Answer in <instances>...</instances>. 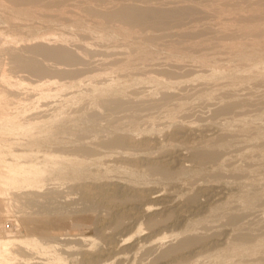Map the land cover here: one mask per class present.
Listing matches in <instances>:
<instances>
[{
	"label": "rangeland",
	"instance_id": "374dc122",
	"mask_svg": "<svg viewBox=\"0 0 264 264\" xmlns=\"http://www.w3.org/2000/svg\"><path fill=\"white\" fill-rule=\"evenodd\" d=\"M2 1L0 0V186L3 190L7 211L4 208L0 209L1 225L3 230H6L3 231L4 234L1 232L2 236L0 237V264H237V262L245 261L249 251L248 246L231 241L237 235V227L228 221L227 216L249 209L252 201L250 199L243 200L244 191L253 188L259 190L262 188L264 191V158L262 157L264 151L262 154H258L252 147L248 148V151L243 149L237 152L232 149L230 150L231 154L223 155L220 165L215 166L212 163H207L204 166H199L191 158V149L195 146L201 148L206 143L205 141L218 138L228 126L234 129L238 137L248 128L249 123H255L256 126L259 125L258 127L264 129V110L261 107L255 106L256 108L248 109V111L247 109L236 110L233 114L217 113L216 108L219 100L212 99L214 90L210 84L212 80H217V82L223 80V82L219 81L223 84L227 82L226 78L228 77L250 76L256 71L255 69L259 70L264 66V57L243 53L245 48L249 47L250 42L254 43V40L251 41L252 37L241 36L243 30L239 27L232 28V26L223 27L221 25L224 22L233 24L235 16L241 12L246 11L247 15L255 14L256 10L251 7L250 2L245 1L244 10L235 11L221 0L184 1L188 4L201 2L202 5L209 7L204 10V15L208 11V16L199 15L194 21L187 19L181 23L183 26L171 27L168 30L135 32L134 29L124 28L116 19L102 22L88 16L89 14L84 9L90 1L93 2L90 5L95 10L108 12L110 8H114L119 3L140 6L154 5L159 8L162 5L152 4L149 1L168 3L179 0H165L166 2L164 0H139L145 1V3H135L132 0H94L95 2L93 0H52L53 2L38 0L34 2V0L29 11L28 9L24 11L23 8L20 9L18 5L13 4L8 7ZM146 2L149 3L146 4ZM82 7L84 9H81ZM61 8L67 13L60 15ZM30 9L37 16L35 14L34 18L29 17ZM210 9L213 12H209ZM223 9L226 11L224 12ZM15 10H18L16 11L18 13ZM19 14L22 16L20 17ZM254 22L246 21L245 23L254 25L257 22L255 24L257 25L263 24L264 20ZM258 28H261L260 30H263L264 33V25H259ZM192 29H194L195 35L193 34V38L191 36L186 44L185 41H182L183 43L176 41L175 33ZM199 29L200 31H198ZM61 34H66L68 37L76 35L80 40L83 38L82 42L90 44L92 48L93 63L81 71L78 80H72L70 77L59 79L60 77H56V75L45 76L42 79V77L16 69L11 56L22 51L20 49L27 43H33L35 40L45 37V41L59 43L56 40ZM104 38L108 40H100ZM234 38H237L236 42L233 41ZM125 43L135 44L155 53L154 57L162 60V63L159 61V67L164 63L160 68H167L173 64L168 60L169 56L192 59L193 55V59L182 64L187 68L186 72L184 68V72L179 73L183 77L177 76L179 75L177 74L174 76V81H172L173 78L163 79L160 72L155 73L156 69H153L150 72L151 75L148 76L133 72H125L122 75L124 71L115 72L113 70H108L105 74H98L97 71L106 68L102 64L104 63L102 59L107 58H105V54L120 48L126 49ZM199 43L201 44L199 48L191 49V46H198ZM231 45L237 46L243 52L239 56L232 55L229 50ZM115 46L118 49H114ZM94 50L100 52L95 53ZM183 51L186 52V55L182 53ZM97 53L98 56H95ZM165 65L168 66L165 67ZM90 71L94 73L92 74ZM215 77L216 79H214ZM233 88L240 96L245 97L252 86L245 88L238 85ZM136 89H138L137 92L148 95L142 99L149 103L159 102L160 98L162 100L163 91L172 97L184 96L187 99L186 110L185 108L181 110L184 111L182 112L184 115L179 111L174 119L161 116L160 119L145 123L137 129L131 128L128 121L121 122L117 127L116 123L110 125L107 121L114 119L113 113L110 111L89 119L84 117V114L89 115L96 112L97 109V111L99 109L102 111L101 106L98 105L103 101L111 103L120 96L124 97L123 99L133 98L136 95ZM29 93H31L30 96ZM26 94L32 99H27ZM255 110L258 112L256 113ZM235 113L237 117L234 115ZM200 114L201 116H199ZM184 118L185 120H183ZM176 119L178 121H175ZM245 121L249 123H245ZM113 125L116 128H113ZM100 127L104 129L108 127L107 134L111 130L125 136L127 145L122 148H114V150L111 147V149L102 148V151H97L93 157L92 155L86 156L87 159L91 158L96 161L89 162L88 165L86 163L72 165L59 163L46 153L60 147L57 145V138L65 133L92 131V134L88 133L89 136L87 134L84 140L96 142L99 140V136L93 133ZM101 133L105 134L106 132L103 130ZM69 146L70 144H64V147ZM64 153L75 156V152L71 149ZM245 153L252 154V159ZM225 159L227 162L224 163ZM156 165L166 171L171 172L172 170L169 178L168 176L164 177L165 174L160 172L152 173L150 168ZM183 167L187 170H181ZM30 179H37L39 183L50 185L49 188L46 186L38 189L39 196H34L32 201L26 194L29 188L17 190L19 186ZM14 183L16 187L13 186ZM51 187L58 193L56 191L57 194L52 199L43 197L44 191L52 189ZM195 194L197 201L191 202L190 197ZM227 207H229V211H227ZM263 208L259 207L255 209L256 211L253 210L250 216L244 218L245 222H243L248 227H253L260 219L264 220ZM64 214L67 215V218L61 221ZM76 216L80 221L77 218L74 219ZM255 217H259L257 218L259 220ZM43 223H58L59 228L56 225L57 229L52 228L53 233L50 238L41 239L37 236L38 234L32 232V227H42ZM207 227L209 228L207 238L196 242V245L172 252L165 257L162 256V251L169 244L176 243L179 241L178 239L188 236L195 229ZM5 239L11 240L8 241L9 244H5L7 245L5 248H2ZM76 241L78 242L74 243ZM259 245L252 246L259 248L262 244ZM15 250L16 254L19 253L17 256L14 254ZM243 250L244 252H242ZM23 252L25 256L22 254ZM20 254L23 256L21 257ZM259 264H264V259Z\"/></svg>",
	"mask_w": 264,
	"mask_h": 264
},
{
	"label": "bare ground",
	"instance_id": "6f19581e",
	"mask_svg": "<svg viewBox=\"0 0 264 264\" xmlns=\"http://www.w3.org/2000/svg\"><path fill=\"white\" fill-rule=\"evenodd\" d=\"M34 0H3L2 2H4L6 5H8V7H11V4L13 5H18V8L20 7L24 9V11L26 9H28L30 6L33 4ZM38 0H35L34 2H37ZM41 1V0H40ZM52 1V0H51ZM50 1V2H51ZM94 1V0H93ZM100 1V0H99ZM102 1V0H101ZM118 1V0H117ZM116 1V2H117ZM120 1V0H119ZM133 2L137 3V2H144L145 1H139V0H132ZM184 1H192V0H179V1H172V2H168V3H163V1H149L150 3H158L160 5H162L161 7H155L154 5H150V6H140L137 4L131 5L130 4H121L119 3L118 5H116L114 8H110V11L108 12H99L97 11V9L95 10L90 1L89 4H87L86 8L84 9L83 7L81 9H84L86 13H88V16H92L96 19H99L100 21H107L109 22L110 19H116V21H119V23H121L123 25L124 28H128L130 29H134L137 31H145V30H150V31H154V32H158L160 30H168L171 27H181L183 26V24L187 19H194L201 15V16H208V11L207 13H205L204 15V10L208 9L209 7L202 5L201 2L200 3H185ZM210 1V0H209ZM224 1L226 5H229L230 8H233L235 11L239 9V11H241L245 6V1L250 2L251 7L253 9L256 10V13L250 15V14H246L245 12H241L238 13L237 16H235V20H229L234 22L233 24H225V22L223 24H221L223 27L226 26H232L237 28L239 27L240 29L243 30L242 35L244 37L250 38L252 37L251 41L254 40L253 44H251L252 42H250L249 47H246L244 52L239 50L237 46H230V52L231 54H235L234 56H239L242 52L243 53H250L254 54V55H259L264 57V33L263 30H260L261 28H258L259 25H264V23L262 24H257L255 25L257 22L256 21H261L264 20V0H221ZM42 2V1H41ZM45 2V1H44ZM53 2V1H52ZM88 2V1H86ZM85 2V3H86ZM95 2V1H94ZM132 2V3H133ZM149 2H146L149 3ZM164 2H166L164 0ZM10 3V4H9ZM75 3V2H74ZM41 4V3H40ZM55 4V3H54ZM247 4V3H246ZM248 4V5H250ZM82 5V4H81ZM96 5V3H95ZM94 5V7H95ZM109 5V4H108ZM60 6V5H58ZM107 7V5H105ZM52 7V6H51ZM81 7V6H80ZM16 8V9H18ZM64 8V7H63ZM63 8H61L60 15L61 13L64 15V13H67ZM109 8V7H108ZM248 9H250L249 7H247ZM19 9V10H20ZM52 9V8H51ZM232 9V10H233ZM245 9V8H244ZM243 9V10H244ZM59 10V9H58ZM57 10V11H58ZM219 10V9H218ZM224 10V9H223ZM230 10V9H229ZM13 11V10H12ZM18 10H15V12ZM27 11V12H28ZM103 11V10H102ZM213 12V10L210 9L209 12ZM216 11V10H215ZM220 11H222V8H220ZM226 10H224L225 12ZM250 11V10H248ZM20 12V11H19ZM24 12V13H27ZM229 12V11H228ZM231 12V11H230ZM14 13V12H13ZM18 13V12H16ZM29 17H33L35 16V12L33 10L30 9V12H28ZM27 14V15H28ZM18 15V14H16ZM69 15V14H68ZM232 15V14H231ZM13 16V15H12ZM20 16V14H19ZM22 16V15H21ZM20 16V17H21ZM37 16V14H36ZM234 16V15H233ZM17 17V16H15ZM218 17V16H217ZM18 18V17H17ZM24 18V17H23ZM59 18V17H58ZM205 18V17H203ZM26 19V18H25ZM29 19V18H28ZM57 20V19H56ZM111 21V20H110ZM114 21V20H113ZM112 21V22H113ZM246 21L255 24L251 25L249 23H245ZM252 21V22H251ZM190 22V21H189ZM245 23V24H244ZM260 23V22H258ZM257 26V27H255ZM173 28V29H174ZM184 28V27H183ZM199 28V27H198ZM197 28V29H198ZM207 28V27H206ZM179 29V28H178ZM196 31V28H194ZM194 29L192 30H188V31H184V32H178L175 33L176 37V41H185V44L187 41H189L188 39H190V37L195 33ZM239 29V30H240ZM246 29V31H245ZM231 30V29H230ZM237 30V29H236ZM149 31V32H150ZM200 31V29L198 30ZM197 31V32H198ZM238 31V30H237ZM236 31V32H237ZM147 32V31H146ZM235 32V31H233ZM239 32V31H238ZM174 34V33H173ZM172 34V36H173ZM195 35V34H194ZM237 35V34H236ZM152 36V35H151ZM166 37V35H164ZM229 36V34H228ZM227 36V37H228ZM233 37L235 36L234 34L232 35ZM116 37V35H115ZM162 37V36H161ZM230 37V36H229ZM243 37V38H244ZM46 38V37H45ZM37 39L35 40L33 43H27L25 47L21 48L19 53L14 54L11 56V60L12 63L15 64L16 69L18 70H22L25 72H28L34 76L37 77H42L45 78V76H49V75H56V77H60L61 78H65V77H70L72 80L79 78L78 76L81 75V71L87 69L88 67L91 66L92 62V58H94L92 55V48L90 46V44L82 42V40H80L79 38H77V36H66V34H61L60 37L56 40L59 41V43H50L48 41H45L44 39ZM56 38V37H55ZM108 38V37H107ZM125 38V37H124ZM152 38V37H149ZM164 38V37H162ZM167 38V37H166ZM193 38V36H192ZM239 38V37H238ZM110 39V38H109ZM157 39V38H156ZM159 39V38H158ZM165 39V38H164ZM234 38L233 41H235ZM246 39V38H244ZM54 40V39H53ZM102 41H107L105 38L104 39H100ZM115 40V39H114ZM129 40V39H128ZM138 40V39H137ZM49 41H51L49 39ZM98 41V40H97ZM93 42V41H92ZM95 42V41H94ZM236 42V41H235ZM245 42V41H244ZM100 43V42H99ZM105 43V42H104ZM178 43V42H177ZM183 43V42H182ZM195 43V42H194ZM234 43V42H233ZM106 44V43H105ZM120 44V43H119ZM118 44V45H119ZM126 44V43H125ZM180 44V42L178 43ZM200 44V43H199ZM237 44V43H236ZM93 45V44H92ZM96 45V44H95ZM101 45V44H100ZM196 45V44H195ZM238 45V44H237ZM201 46H191V49H197ZM22 47V46H21ZM95 47V46H94ZM93 47V48H94ZM100 47V46H98ZM144 47V46H142ZM108 48V47H107ZM112 48V47H109ZM118 49V47L115 46L114 49ZM124 48V47H123ZM241 48V47H240ZM13 49V48H12ZM18 49V48H17ZM102 49V48H101ZM152 49V48H151ZM227 49V48H226ZM100 50V49H99ZM16 51V50H15ZM92 51V52H91ZM186 51V50H185ZM183 51L182 53L186 52ZM94 52H100V51H95ZM190 52V51H189ZM229 52V53H230ZM11 53V52H9ZM15 53V52H14ZM226 53V52H225ZM224 53V54H225ZM13 54V53H12ZM101 55V53H99ZM153 52H150L148 50H145L139 46H136L135 44L131 45L130 44H126V49H118V50H112L110 53L105 54V58L106 59H102L104 60V63H102L103 65L106 66L105 70L102 71H97L98 74H105L107 73L108 70H113V71H121L123 72L122 75H124L125 72H133V73H140V74H146V76L151 75V71L153 69H156L154 71H156L155 73H161L163 76V79L169 80L171 78H173L172 81H174V76H176L177 74L184 72V68L185 66H183L182 64H185L187 61L192 60L193 59V55H192V59H190L189 57H170L169 56V61L173 62V64L170 67L167 68H160L161 66L163 67V64L159 67V59L154 57ZM189 54V53H188ZM190 55V54H189ZM222 55V54H221ZM231 55V56H232ZM95 56H98V53L95 54ZM102 56H104L102 54ZM246 56V54H245ZM98 58V57H96ZM95 58V59H96ZM104 58V57H103ZM196 59V57H194ZM259 58V57H258ZM261 58V57H260ZM197 60V59H196ZM97 61V60H96ZM95 61V62H96ZM162 61V60H161ZM160 61V62H161ZM166 62V60H164ZM168 61V62H169ZM203 62V61H202ZM205 62V61H204ZM11 63V62H10ZM97 63V62H96ZM100 63V62H99ZM162 63V62H161ZM191 63V62H190ZM201 63V62H200ZM101 64V63H100ZM99 64V65H100ZM205 64V63H204ZM95 65V64H94ZM98 65V64H96ZM102 65V67H103ZM197 65V64H196ZM262 65V64H261ZM168 65H165V67ZM188 66V65H187ZM194 66V65H193ZM263 66V65H262ZM261 66V67H262ZM95 67V66H94ZM151 67V68H150ZM195 67V66H194ZM198 67V65H197ZM259 67V66H258ZM257 67V68H258ZM193 68V67H192ZM15 69V70H16ZM94 69V68H93ZM97 69V68H96ZM101 69V68H100ZM104 69V67H103ZM185 68V72H186ZM189 69V67H188ZM197 70V69H196ZM201 70V69H200ZM256 71H254V73L250 76L246 75V77H228L227 82L226 83H219V81L223 82V80H212L210 81V84L214 90L213 93V98L216 100L218 99L219 101L217 103L218 106L216 108V112L217 113H232L235 112L236 110H246L248 111V109H252L255 106L261 107L264 110V66L263 68H259V70L255 69ZM89 71V70H87ZM193 71V69H192ZM202 71V70H201ZM86 72V71H85ZM91 72V71H90ZM96 72V71H95ZM208 72V71H207ZM14 73V72H13ZM20 73V72H19ZM83 73V72H82ZM92 74L94 72H91ZM90 73V74H91ZM199 73V72H198ZM21 74V73H20ZM80 74V75H79ZM88 74V73H87ZM86 74V75H87ZM182 74V73H181ZM194 74V73H193ZM192 74V75H193ZM225 74V73H224ZM22 75V74H21ZM25 75V73H24ZM29 75V74H28ZM85 75V74H82ZM153 75V74H152ZM156 75V74H155ZM158 75V74H157ZM229 75V74H228ZM100 76V75H99ZM140 76V75H139ZM160 75V77H162ZM177 76H181L180 74ZM188 76V73H187ZM245 76V75H244ZM248 76V77H247ZM21 77V76H20ZM25 77V76H24ZM89 77V76H88ZM98 77V76H97ZM107 77V76H106ZM145 77V76H144ZM183 77V75L181 76ZM184 77L186 78V75H184ZM209 77V76H208ZM19 78V77H18ZM26 78L28 79V77L26 76ZM31 78V76H30ZM33 78V77H32ZM47 78V77H46ZM49 78V77H48ZM47 78V79H48ZM54 78V77H52ZM132 78V77H131ZM134 78V77H133ZM142 78V77H140ZM139 78V79H140ZM177 78V77H176ZM41 79V78H40ZM147 79V78H146ZM180 79V78H179ZM216 79V77L214 78ZM25 80V79H24ZM35 80H37L35 78ZM39 80V79H38ZM54 80V79H53ZM66 80V79H65ZM68 80V79H67ZM78 80V79H77ZM91 80V79H90ZM157 80V79H156ZM186 80V79H185ZM163 81V80H162ZM171 81V80H170ZM189 81V80H188ZM84 82V81H83ZM138 82V81H137ZM165 82V81H164ZM163 82V83H164ZM225 82V81H224ZM32 83V82H31ZM101 83V82H100ZM167 83V82H166ZM184 83V82H183ZM64 84V83H63ZM74 84V83H73ZM23 85V84H22ZM41 85V84H40ZM100 85V84H99ZM243 86V87H249L252 86V88L250 89V91L248 92L247 96H243L241 97L236 90H234L233 87L235 86ZM184 86V85H183ZM60 87V86H59ZM144 87V86H143ZM138 88V87H137ZM140 88V87H139ZM163 88V87H162ZM239 88V87H238ZM241 88V87H240ZM145 89V88H144ZM143 89V90H144ZM237 89V88H236ZM55 90V89H54ZM138 89H136L135 93L136 95H134L133 98H128V99H123L120 97H117L113 102L111 103H107V101H103L100 103V105L102 108V111L99 109V111L95 110L96 112L91 113L89 115L84 114V117H86L87 119L97 116V115H101L107 111H110L113 113V117L114 119L108 120L107 122L111 124H115L116 123V127L119 126L121 124V122L123 121H128L129 125L131 128L133 129H137V128H141L143 124L148 123L150 121H154L155 119L161 117V116H165L167 118H175V116H177V113H179V111L183 110L186 106H187V99L184 96H179V97H172L170 96L166 91H163V95H162V100L160 98L159 102H153V103H149L144 101V99H142L143 97H147L148 95H144L141 94L139 92H137ZM165 90V89H164ZM240 90V89H239ZM142 91V90H141ZM242 91V89H241ZM34 92V91H33ZM53 92V91H52ZM143 92V91H142ZM245 92V91H243ZM26 93V92H25ZM145 93V92H144ZM247 93V92H246ZM212 94V93H211ZM242 94V93H240ZM31 95V93H29V96ZM27 96V94L25 95ZM28 97V96H27ZM32 97H28L27 99H29ZM34 98V97H33ZM32 101V100H31ZM152 101V100H151ZM213 102V101H212ZM209 103V102H208ZM191 104V103H190ZM202 104V103H201ZM91 105V104H90ZM192 105V104H191ZM194 106V105H193ZM200 106V105H199ZM202 106V105H201ZM207 106V105H205ZM210 107V106H208ZM85 108V107H84ZM187 108V107H186ZM185 108V110H186ZM211 108V107H210ZM256 108V107H255ZM192 109V108H191ZM259 109V108H258ZM190 110V109H189ZM194 110V109H193ZM197 110V109H196ZM205 110V109H204ZM82 111V110H81ZM88 111H90L88 109ZM188 111V110H187ZM206 111V110H205ZM209 111V110H208ZM212 111V110H210ZM239 111V112H240ZM246 111V114H247ZM256 111V110H255ZM260 111V110H259ZM196 112V111H195ZM238 112V111H237ZM236 112V113H237ZM258 112V110L256 111V113ZM84 113V112H83ZM89 113V112H88ZM190 113V112H189ZM193 113V112H192ZM191 113V114H192ZM199 113V112H198ZM207 113V112H205ZM236 113L234 114L236 116ZM250 113V112H249ZM253 113V112H252ZM255 113V114H256ZM262 113V111H261ZM264 113V112H263ZM219 114V115H220ZM231 114V115H232ZM241 114V113H240ZM239 114V116H240ZM260 114V112H259ZM184 115V114H182ZM204 115V114H202ZM208 115V114H207ZM213 115V112H212ZM223 115V114H222ZM229 115V114H228ZM225 115V116H228ZM250 115V114H249ZM248 115V116H249ZM254 115V114H253ZM191 116V115H190ZM201 116V114L199 115ZM218 116V114H217ZM221 116V115H220ZM224 116V115H223ZM230 116V115H229ZM245 116V114H244ZM189 117V116H188ZM206 117V116H205ZM232 117V116H231ZM237 117V116H236ZM235 117V119H237ZM241 117V116H240ZM177 118V117H176ZM182 118V117H181ZM194 118V116H193ZM209 118H210V114H209ZM222 118V116H221ZM225 118V117H224ZM227 118V117H226ZM233 118V117H232ZM253 118V117H252ZM160 119V118H159ZM162 120L164 118H161ZM179 119V118H178ZM178 119H176L175 121H178ZM199 119V117H198ZM220 119V118H218ZM233 119V120H235ZM251 119V117H250ZM185 120V118L183 119ZM181 120V121H183ZM190 120V119H189ZM197 120V119H196ZM202 120V117H201ZM206 120V119H205ZM232 120V119H231ZM244 120V119H242ZM247 120V119H246ZM249 120V119H248ZM156 121V120H155ZM161 121V120H158ZM180 121V120H179ZM209 121V120H208ZM163 122V121H162ZM191 122V120H190ZM195 122V121H194ZM202 122V121H201ZM244 123V121H242ZM248 121H245V123ZM153 123V122H152ZM155 123V122H154ZM199 123V122H198ZM231 123V122H230ZM249 123V122H248ZM156 124V123H155ZM160 124V122H159ZM158 124V125H159ZM189 124V123H188ZM192 124V123H191ZM195 124V123H194ZM197 124V123H196ZM178 125V124H177ZM145 126V125H144ZM180 126V125H179ZM189 126H191L189 124ZM247 126V125H246ZM259 125L256 126L255 123H249V125L247 126L250 129H246L241 136H237V134L235 133L234 129H232L231 126L226 127L227 129H225V131L220 134V136L216 139H210L209 141H205L206 143H204V146H202L201 148L198 146L192 147L191 149V153H192V159L194 160V162H196V164H198L199 166H204L207 163H212L215 166L220 165V160L223 157V155L225 154H231L230 150L234 149L235 151H239V150H243V149H248V148H254L255 151H257L258 154H262V152L264 151V129L258 127ZM104 127V126H103ZM103 127H100L98 131H95L93 134L99 136V140L98 141H94V142H88L85 139V137L87 136L88 133H91L92 131H87L85 133H63V136H59L57 138V145L60 147H56L54 148L53 151H49L46 152L48 153L49 156H51L52 158H54L55 160H57L59 163H65V164H76V163H89V162H96L94 160L87 159L88 156L93 157V154H96L97 151L101 150L102 148H122L125 147L127 145V140L126 137L119 134L116 131H109L107 134L106 129L108 127H106V129H104ZM115 126L113 125V128ZM115 127V128H116ZM105 131L106 133L103 134L101 133L102 131ZM108 130V129H107ZM243 131V130H242ZM76 132V131H74ZM238 132V130H237ZM60 133V134H61ZM92 134V133H91ZM90 134V135H91ZM103 134V135H101ZM59 135V134H58ZM89 136V134H88ZM94 136V135H93ZM92 136V138H94ZM97 138V137H96ZM91 139V138H90ZM76 141V142H75ZM204 141V140H203ZM203 143V142H202ZM64 144H70L69 147H64ZM244 144H247L246 146H243ZM56 145V146H57ZM247 147V148H246ZM52 148V147H51ZM110 148V149H111ZM48 149V148H47ZM46 149V150H47ZM68 149H71L73 152H75V156H69L66 155L64 152L67 151ZM250 150V149H249ZM102 151V150H101ZM100 151V152H101ZM248 151V150H247ZM112 152V151H111ZM233 152V151H232ZM242 152V151H241ZM244 152V151H243ZM252 152V151H250ZM254 153V152H253ZM238 154V153H237ZM150 155V154H149ZM236 155V153H235ZM234 155V156H235ZM246 156L251 157L252 154H248L245 153ZM28 156V155H27ZM26 156V157H27ZM87 156V157H86ZM105 156V155H104ZM254 156V155H253ZM258 156V155H257ZM262 156V155H261ZM236 157V156H235ZM245 157V156H244ZM264 158V156H262ZM231 158V157H230ZM228 159V158H227ZM252 159V157L250 158ZM254 159V158H253ZM229 160V159H228ZM243 160V159H242ZM98 161V160H97ZM225 161L227 162V160L225 159L223 162L225 163ZM231 161V160H230ZM191 162V161H190ZM256 162V161H255ZM260 163V162H259ZM254 164V163H252ZM263 164V163H262ZM78 165V164H77ZM76 165V166H77ZM88 165V164H87ZM86 165V166H87ZM91 165V164H90ZM211 165V164H208ZM38 166V165H37ZM75 166V167H76ZM85 166V165H84ZM213 166V165H212ZM151 167V166H150ZM160 166H152L150 168L151 172L156 174V173H162L164 175V177L169 178V175L171 172L170 171H166L163 169L159 168ZM258 167V166H257ZM256 167V168H257ZM44 168V167H43ZM70 168V167H69ZM61 169V168H60ZM73 169V168H72ZM75 169V168H74ZM149 169V168H148ZM186 169V168H185ZM184 167L181 168V170H185ZM250 169V168H249ZM180 170V172H181ZM187 170V169H186ZM189 170V169H188ZM78 171V170H77ZM75 171V172H77ZM81 171V170H80ZM235 171V170H234ZM71 172V171H70ZM177 172V171H176ZM73 173V171L71 172ZM221 173V172H220ZM219 174V173H218ZM211 175V174H210ZM27 176V175H26ZM63 176V175H62ZM162 176V175H161ZM175 176V175H174ZM220 176V175H219ZM34 177V176H33ZM163 177V176H162ZM171 177V176H170ZM31 178V177H30ZM232 178V177H231ZM81 179V178H80ZM79 179V181H81ZM170 180V179H169ZM75 181V180H74ZM172 181V180H171ZM219 181V180H218ZM235 181V180H234ZM42 182L39 183V180L37 179H30L28 182H26L25 184L19 186V189H24V188H29V191L26 192L28 198L30 201H32L34 199V196H39L37 193L38 189L44 188L47 186V184H41ZM47 183V182H46ZM54 185V184H53ZM58 185V184H57ZM15 186V183L14 185ZM50 185H48L47 187L49 188ZM56 186V185H55ZM60 186V185H59ZM58 186V187H59ZM16 187V186H15ZM52 188V187H51ZM56 188V187H55ZM249 189V188H247ZM251 189V188H250ZM16 191V190H15ZM22 191V190H21ZM57 190H54V188L52 189H48L47 191H44V193L42 194L43 197L48 198V199H52L56 193ZM18 193V192H17ZM21 194V193H20ZM24 194V193H23ZM243 200H251L252 204L249 207V209L239 213V214H235V215H229L227 216L228 221L235 225L237 227V235L234 238V240L231 239V241L233 243H243L246 244L248 246V255H247V259L245 261H240L239 263L237 262V264H246V263H250V264H259L263 259H264V220L258 221L256 223V225H254L253 227H248V225H246L244 218L248 217L251 215V213L253 212V210L258 209L259 207L262 208L264 207V191H262L259 189H252V190H246L243 193ZM28 200V199H27ZM191 202L192 201H197V197L196 194L195 196H191L190 197ZM249 202V201H248ZM8 204V203H7ZM227 204V203H226ZM225 204V205H226ZM246 204V203H245ZM263 205V206H262ZM247 206V205H246ZM262 206V207H261ZM9 207V206H8ZM231 207V206H230ZM233 207V206H232ZM231 207V208H232ZM7 211L6 208V202L3 198V190L0 186V209H3ZM229 207H227V211ZM235 208V207H234ZM46 209V208H45ZM216 209V208H215ZM264 209V208H263ZM218 210V209H217ZM222 210V209H220ZM224 210V208H223ZM222 210V212H223ZM240 210V209H239ZM43 211V210H42ZM233 211V210H232ZM256 211V210H255ZM254 211V212H255ZM218 212V211H217ZM221 212V213H222ZM226 212V211H225ZM48 213V212H46ZM220 213V212H219ZM264 213V212H263ZM227 214V213H226ZM232 214V213H231ZM3 215V214H1ZM42 215V214H41ZM44 215V214H43ZM262 215V214H261ZM74 216V215H73ZM71 216V217H73ZM78 216V215H77ZM75 217L74 219H78L79 217ZM221 216V215H220ZM225 216V215H224ZM258 216V215H256ZM39 217V216H38ZM84 217V216H83ZM213 217V216H212ZM263 217V216H262ZM65 218H67V215H63L61 221L65 220ZM256 218V217H255ZM259 218V217H257ZM256 218V219H257ZM261 218V217H260ZM1 219L0 218V237L2 236L3 231V227L1 225ZM43 219V218H42ZM81 219H83L81 217ZM249 219V218H248ZM72 220V219H71ZM216 220V219H215ZM226 220V219H225ZM250 220V219H249ZM248 220V221H249ZM259 220V219H257ZM60 221V222H61ZM80 221V220H79ZM82 221V220H81ZM84 221V220H83ZM206 221V219H205ZM213 221V220H212ZM211 221V222H212ZM244 221V222H243ZM59 222V225H60ZM76 222V221H75ZM78 222V221H77ZM76 222V223H77ZM151 222V221H150ZM204 222V220H203ZM214 222V221H213ZM217 222V221H215ZM226 222V221H225ZM247 222V221H246ZM62 223V222H61ZM206 223V222H205ZM229 223V224H230ZM44 224V223H43ZM58 224V223H57ZM55 223H51V224H47L45 223L42 227H32V232L35 234H38L37 236L41 239L44 238H50L52 232V228L57 229L55 226L57 225ZM81 224V223H78ZM86 224V223H84ZM202 224V223H201ZM250 224V223H249ZM4 225V224H3ZM232 225V226H233ZM64 226V225H63ZM82 226V225H81ZM234 226V227H235ZM251 226V225H250ZM57 227L59 228V226L57 225ZM73 227V226H72ZM202 227V225H201ZM205 227V226H204ZM214 227V226H213ZM223 227V226H222ZM190 228V227H189ZM54 229V230H55ZM61 229H62V224H61ZM60 229V230H61ZM194 229V228H193ZM199 229H201V231H199ZM199 229H195L191 234H189L188 236H185L183 238L178 239L179 241H177L176 243L173 242V244L171 243V245L167 248H165L162 251V256L165 257L168 254L178 251V250H182L184 248H188L189 246H193L196 245L195 243L207 238V235L209 233V228H199ZM53 230V231H54ZM59 230V229H58ZM6 231V230H5ZM56 231V230H55ZM54 231V232H55ZM220 231V230H219ZM218 231V232H219ZM2 232V233H1ZM235 232V231H234ZM56 233V232H55ZM188 233V232H186ZM4 234V233H3ZM57 234V233H56ZM212 234V233H211ZM232 234V233H231ZM59 235V234H58ZM36 236V237H37ZM57 236V235H55ZM231 236V235H230ZM233 236V235H232ZM80 237V236H79ZM78 237V238H79ZM6 238V237H5ZM68 238V237H66ZM72 238V237H70ZM68 238V239H70ZM81 238V237H80ZM84 238V237H83ZM82 238V240H83ZM233 238V237H232ZM3 239V237H2ZM7 239V238H6ZM5 239V240H6ZM67 239V240H68ZM11 240V239H10ZM8 239V241H10ZM86 240V239H85ZM84 240V241H85ZM8 241H3L4 244L2 245V248H5V244L8 243ZM87 241V240H86ZM1 242V239H0ZM12 242V241H11ZM71 242V241H70ZM69 242V243H70ZM78 241L74 242L77 243ZM10 243V242H9ZM8 243V244H9ZM81 244H83L82 242H80ZM198 244V243H197ZM239 244H236L239 246ZM254 244H262L259 248H255ZM76 245V244H75ZM230 245V244H228ZM85 246V244H84ZM164 247V246H163ZM227 247V246H226ZM229 247V246H228ZM160 248V247H159ZM162 248V247H161ZM232 248V247H231ZM241 248V247H240ZM79 250V248H76ZM82 249V248H81ZM85 249V248H84ZM235 249V248H233ZM231 249V250H233ZM17 250V249H16ZM16 250L14 251L15 256H17L19 253L17 251L18 254H16ZM68 250V249H67ZM72 250V249H71ZM149 250V249H148ZM155 250V249H154ZM158 251V250H157ZM246 251V250H245ZM20 252V249H19ZM67 252V251H66ZM70 252V251H69ZM146 252V251H145ZM231 252V251H230ZM235 252V251H233ZM238 252V251H237ZM244 252V250L242 251ZM26 253V252H25ZM64 253V252H63ZM76 253V252H75ZM221 253V252H220ZM24 255V252L22 253ZM29 254V253H28ZM27 254V255H28ZM31 254V253H30ZM142 254V253H141ZM149 254V253H148ZM22 255V256H23ZM143 255V254H142ZM151 255V254H150ZM161 255V254H160ZM222 255V254H221ZM21 256V254H20ZM21 256V257H22ZM25 256V255H24ZM140 256V254H139ZM159 256V255H158ZM161 256V258H162ZM18 257V258H21ZM29 257V256H28ZM32 257V256H31ZM226 257V255H225ZM233 257V256H232ZM141 258V257H140ZM139 258V259H140ZM145 258H147L145 256ZM144 258V259H145ZM157 258V257H155ZM25 259V258H24ZM158 259V258H157ZM206 259V258H205ZM225 259V258H224ZM30 260V259H28ZM154 260V259H153ZM159 260V259H158ZM3 261V260H2ZM141 261V260H140ZM145 261V260H144ZM232 261V260H231ZM143 262V261H142ZM154 262V261H153ZM37 263V262H36ZM138 263V262H137ZM140 264V263H138ZM225 264V263H224ZM231 264V263H230ZM235 264V263H234Z\"/></svg>",
	"mask_w": 264,
	"mask_h": 264
}]
</instances>
